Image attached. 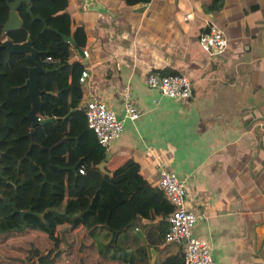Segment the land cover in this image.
<instances>
[{"label": "crops", "instance_id": "1", "mask_svg": "<svg viewBox=\"0 0 264 264\" xmlns=\"http://www.w3.org/2000/svg\"><path fill=\"white\" fill-rule=\"evenodd\" d=\"M65 9L85 32L83 47L68 41V60L87 71L78 79L80 102L97 98L121 115L128 88L139 112L123 120L97 167L110 175L133 160L150 185L161 167L173 171L197 214L193 233L209 244L214 264H264V0H67ZM208 22L226 37L221 51L198 44ZM150 71L182 72L191 95L164 96L146 84ZM133 219L115 235L103 225L87 235L74 228L72 264L179 258L178 244L158 239L155 223L166 227L165 217ZM58 248L56 264H66L64 240Z\"/></svg>", "mask_w": 264, "mask_h": 264}, {"label": "trees", "instance_id": "2", "mask_svg": "<svg viewBox=\"0 0 264 264\" xmlns=\"http://www.w3.org/2000/svg\"><path fill=\"white\" fill-rule=\"evenodd\" d=\"M28 4L49 28H43L40 19L31 18L27 3L20 1L15 10L21 25L2 31L8 7L0 0V42L4 38L30 40L41 66L56 67L39 73L37 81L42 89L38 116L53 119L32 126L30 137L26 135L30 128L26 116L29 98L21 84L30 63L23 53L0 47V264H56L62 240L65 263L72 264L74 228L82 226L76 232L87 235L92 225H103L115 235L133 223L137 214L165 217L172 205L155 184L142 177L135 161H124L110 175L97 167L104 158V148L87 126L83 110L77 108L82 92L78 75L83 65L68 60L72 44L60 35H69L76 46L83 47L84 29L72 25L65 9L67 0H30ZM46 55L56 61L43 60ZM30 138L33 143L28 147ZM3 197L18 209L30 211L21 219ZM162 222L155 223H159L158 239L166 229L160 227ZM176 258L167 256L158 264H183L182 250Z\"/></svg>", "mask_w": 264, "mask_h": 264}, {"label": "built area", "instance_id": "3", "mask_svg": "<svg viewBox=\"0 0 264 264\" xmlns=\"http://www.w3.org/2000/svg\"><path fill=\"white\" fill-rule=\"evenodd\" d=\"M198 44L205 50L221 51L225 48L226 37L219 26L208 22L198 35ZM83 53L86 54L85 51ZM43 60L53 62L55 59L46 55ZM85 75L87 71L82 69L78 79L82 81ZM145 82L164 96L175 100H182L191 95V82L182 72L150 71L145 75ZM120 97L121 115H117L104 101L97 98H87L77 103V108L84 112L87 126L91 128L104 150L109 148L121 132L123 120H134L139 114L128 88L121 90ZM39 118L37 116V119ZM77 170L82 173L83 167L79 166ZM156 186L172 205L165 216L167 226L163 233L164 242L175 243L181 247L183 264H214L209 244L193 233L197 214L186 205L183 179L173 171L161 167Z\"/></svg>", "mask_w": 264, "mask_h": 264}, {"label": "water", "instance_id": "4", "mask_svg": "<svg viewBox=\"0 0 264 264\" xmlns=\"http://www.w3.org/2000/svg\"><path fill=\"white\" fill-rule=\"evenodd\" d=\"M20 1H24L27 3L26 6V11L30 14L31 18H37L42 21V27L43 28H49V26L46 24L44 19L39 16L35 15L31 12V5L28 4L30 0H5V3L8 7L7 10V16L5 20L2 23V31H9L16 29L21 25V20L19 16L16 13V6ZM62 39L69 41L74 44L73 39L66 34H60ZM0 47H5L8 52H21L24 54L25 59L30 63V65L27 68V76L21 86L25 87L26 89V94L29 98V108L26 111V116L30 121V128L26 132V135L30 137V134L32 132V126L38 124V123H43L46 121H50L53 119V116H47V117H41L37 119V113L40 110L41 107V102H40V97L39 94L42 92V89L38 87L37 81H38V74L44 71H47L49 69H55L56 67H51V68H46L42 67L41 64L37 61L36 55L38 51L31 45L30 40H23L21 42H12L11 40L4 38L0 42ZM119 117V116H118ZM59 140L58 142H60ZM57 142V143H58ZM33 141L29 140V145L30 147L32 145ZM56 143V144H57ZM55 145V144H53ZM52 145V146H53ZM50 146L49 149L52 147ZM26 153H24V156ZM98 166L101 168L102 163H99ZM0 177H1V168H0ZM3 200L8 202L12 208L13 212L19 213L21 219L23 217V214L25 212H29L30 209L23 210V209H18L15 204L8 198V197H3ZM48 209V208H46ZM53 211H55L54 208H51Z\"/></svg>", "mask_w": 264, "mask_h": 264}]
</instances>
